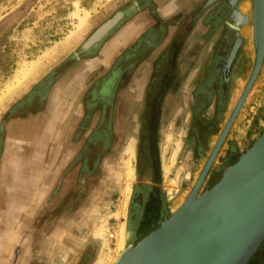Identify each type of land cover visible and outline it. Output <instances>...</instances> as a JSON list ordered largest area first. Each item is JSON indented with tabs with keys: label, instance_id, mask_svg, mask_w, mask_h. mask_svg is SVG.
<instances>
[{
	"label": "rangeland",
	"instance_id": "obj_1",
	"mask_svg": "<svg viewBox=\"0 0 264 264\" xmlns=\"http://www.w3.org/2000/svg\"><path fill=\"white\" fill-rule=\"evenodd\" d=\"M127 1L32 0L30 3V0H0V156L6 135L3 125L14 116L9 111L20 95L30 91L40 78L66 61L94 29L106 22L116 10L123 8ZM245 1L248 6L246 13L251 19L252 0ZM84 18L82 25L81 19ZM246 32L250 35L245 36V49L230 88L222 127L240 97L254 64L251 23ZM20 81L22 83L17 86ZM255 83L250 100L243 105L200 194L216 184L221 174L264 133V73ZM188 116L189 112L183 111L182 125L168 120L163 126L158 146L162 158L159 163L158 153L155 160L156 194L148 202H144L146 190L142 185L150 182L153 176L139 166L133 143L126 145L123 154L107 161L99 189L100 198L95 207L87 204V221L91 223L87 235L95 251L92 248L87 250L89 253L86 251L85 264H112L117 261L123 251L170 219L183 204L203 163L195 155V145L191 143ZM10 131L8 136L13 138L12 129ZM215 140L216 136L201 147L208 152ZM128 183L129 193L126 192ZM122 229L124 242L121 251L118 249V235ZM257 258L258 263L264 264V245Z\"/></svg>",
	"mask_w": 264,
	"mask_h": 264
},
{
	"label": "crops",
	"instance_id": "obj_2",
	"mask_svg": "<svg viewBox=\"0 0 264 264\" xmlns=\"http://www.w3.org/2000/svg\"><path fill=\"white\" fill-rule=\"evenodd\" d=\"M204 1L155 0V4L162 18H177L179 30L183 32L188 26H185V21H190L199 9L191 15L188 13L194 7L199 8L198 5ZM246 5L247 1L242 0L238 7L239 15L248 17L242 10ZM205 24L200 18L189 37L176 42L171 55L172 59L177 57L176 63L175 60L172 63L177 66L178 71H203L211 51L219 44V30L209 39ZM248 26L242 27L240 32L244 42ZM173 32V27L169 28L168 36H172ZM126 33L125 28L106 43L98 59L79 63L62 75L43 104L36 105V99L31 98L27 108L9 121L7 131L12 129L13 138L7 137L0 156V264H85L86 251L91 250L90 248L95 251L90 236L87 235L91 224L87 221V204L95 207L94 204L100 198L99 189L101 190L107 161L123 154L130 142L136 151V137L141 129L138 121L141 111L131 110L125 124L115 125L116 139L107 149L109 154L103 161L100 160L97 178L80 183L76 179L75 156L85 144L86 134L76 142L73 139L74 128L80 123L79 103L76 100L86 87L87 79L108 67L112 53L125 46ZM245 45L246 42L243 51ZM167 46L166 42L163 47ZM157 54L152 55L151 59H155ZM242 56L243 52L240 61ZM260 73L262 76L264 71L261 69ZM69 89L72 98H66ZM27 93L28 91L20 95L18 100L27 99ZM249 96L245 105L250 100ZM163 126L165 122L159 129L158 145L150 148L154 165L147 163L144 171L153 177L150 182H144V189H154L157 186L153 169L157 174L155 160L158 153L159 163L162 158L158 146ZM93 127L94 123L90 128ZM215 142L216 140L212 141L209 150ZM92 159L95 160V156ZM203 165L204 162L202 167Z\"/></svg>",
	"mask_w": 264,
	"mask_h": 264
},
{
	"label": "flooded vegetation",
	"instance_id": "obj_3",
	"mask_svg": "<svg viewBox=\"0 0 264 264\" xmlns=\"http://www.w3.org/2000/svg\"><path fill=\"white\" fill-rule=\"evenodd\" d=\"M208 2L209 0H205L198 5L199 8L194 7L188 13L191 15L199 9L190 21H185V26H188L182 32L179 30L177 18L164 19L160 16L155 0H128L123 8L116 10L106 22L94 29L66 61L40 78L28 91L27 99L21 98L15 102L9 112L14 116L20 115L27 108L31 98L36 99V105L43 104L49 91L62 75L79 63L98 59L106 43L126 28L125 46L112 53L108 67L87 79L86 87L76 100L79 103L80 123L74 128L73 139L76 142L86 134L85 144L75 156L77 181L83 183L90 178H97L96 171L100 160L103 161L109 154L107 149L116 139L115 125L125 124L133 109L141 111L138 117L141 129L136 137L135 156L142 169L146 168L147 163L154 165L150 148L158 145L162 124L168 120L173 122L174 119L182 125L183 111L189 112L191 143L195 145V155L205 162L211 149L207 152L201 146L209 143L215 136L217 141L223 129L230 88L245 44L243 41L233 62L229 80L225 83L230 50L237 35L241 37L240 25L243 20L239 16L238 7L242 0H219L206 7ZM200 18L208 27L209 39L219 30V44L215 48L212 47L203 71H178L177 66L172 63L173 60L176 63L177 57L172 59L171 53L181 39L186 40L189 37ZM113 19H116L114 28L99 43L83 50L92 36ZM171 27L174 32L172 36H168V29ZM166 42L168 46L163 47ZM154 54H157L156 58L151 59ZM66 95V98H72L70 89ZM175 113H178L177 116ZM14 116L3 125L6 135L2 152L8 133L11 132L7 131V126ZM175 116L178 117L177 120ZM92 123L94 127L90 128ZM94 156L95 160L92 159ZM153 172L157 175L154 169ZM145 190L142 195L146 198L144 202H148L150 197L156 194V190ZM262 245L247 264H261L258 263L257 257Z\"/></svg>",
	"mask_w": 264,
	"mask_h": 264
},
{
	"label": "water",
	"instance_id": "obj_4",
	"mask_svg": "<svg viewBox=\"0 0 264 264\" xmlns=\"http://www.w3.org/2000/svg\"><path fill=\"white\" fill-rule=\"evenodd\" d=\"M219 0H209V7ZM240 27L252 25V71L183 204L115 264H247L264 244V133L219 181L200 194L229 133L264 67V0H252V18L239 15ZM116 25H103L83 50L99 43ZM243 39L237 35L226 64L225 83Z\"/></svg>",
	"mask_w": 264,
	"mask_h": 264
},
{
	"label": "bare ground",
	"instance_id": "obj_5",
	"mask_svg": "<svg viewBox=\"0 0 264 264\" xmlns=\"http://www.w3.org/2000/svg\"><path fill=\"white\" fill-rule=\"evenodd\" d=\"M242 10L244 11V12H247V10H248V8H247V6H244L243 8H242ZM84 23H85V18L84 19H81V24L82 25H84ZM246 36H249L250 34H249V32H245L244 33ZM23 78V77H22ZM25 80V79H24ZM22 83V81H20L19 83H18V85L17 86H19V84H21ZM133 146V145H132ZM131 156H133V148H131ZM126 192L127 193H129L130 192V183H128L127 184V187H126ZM127 195V194H126ZM126 207V203H124V208ZM124 228V227H123ZM124 229H122L120 232H119V235H118V249L119 250H121L122 251V248H123V242H124ZM116 259V258H115ZM114 263H116V260H114L113 262H112V264H114Z\"/></svg>",
	"mask_w": 264,
	"mask_h": 264
}]
</instances>
